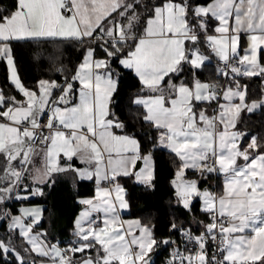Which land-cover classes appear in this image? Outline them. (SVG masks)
I'll list each match as a JSON object with an SVG mask.
<instances>
[{"label":"snow or ice","instance_id":"snow-or-ice-1","mask_svg":"<svg viewBox=\"0 0 264 264\" xmlns=\"http://www.w3.org/2000/svg\"><path fill=\"white\" fill-rule=\"evenodd\" d=\"M202 38L223 63L216 69L222 82L197 78L210 59ZM64 42L83 48L80 62L68 70L56 66L60 56L34 53L62 80L26 86L14 47ZM262 49L264 0H12L0 7V59L23 97L0 89V220L7 227L0 257L7 264H150L154 225L121 219L129 208L121 181L154 188V154L166 150L176 161V202L191 213L198 198L208 217L192 218L198 234L170 221V232L182 239L159 241L172 247L166 264H264V138L237 128L242 112L264 111V87L253 97L238 79L264 78ZM113 65L139 81L130 112L150 130L142 138L110 108L120 80ZM73 157L84 167L69 163ZM188 169L205 180L222 175V192L185 179ZM68 172L74 185L89 180L96 187L92 198L79 200L88 207L74 221L75 239L61 247L42 230L40 207L21 206L16 214L8 201L42 196L44 185ZM14 234L25 244L17 247Z\"/></svg>","mask_w":264,"mask_h":264},{"label":"trees","instance_id":"trees-1","mask_svg":"<svg viewBox=\"0 0 264 264\" xmlns=\"http://www.w3.org/2000/svg\"><path fill=\"white\" fill-rule=\"evenodd\" d=\"M197 3L207 4L211 0H196ZM12 3V0H0V7H7ZM54 53L60 56L56 66H63L71 70L82 59V47H77L75 42H64L55 47L50 43L34 44V43H19L13 49V54L17 63V70L23 83L28 87H33L36 81L41 78H52L60 81L62 77L55 72L53 65L46 59H34L33 54L38 52ZM120 72V80L117 91L113 95V103L111 109L116 115L122 119L127 125V130L136 132L139 137H143L144 131H150L147 126L143 128L134 123L133 117L139 119L135 111L130 112L131 105L130 97L133 93L139 90V81L129 70L123 69L122 66L113 65ZM7 66L4 61H0V88L5 93L11 92L18 99L20 96L16 93L11 83L7 80ZM184 75V74H182ZM185 80L188 76L184 75ZM197 78L205 81H220L222 78L217 75L215 64L204 65L201 70H197ZM241 83L249 86V93L253 97L260 93L262 88L261 77H241ZM238 127L243 130H248V134H258V140L264 138V111H258L253 114L244 113L241 116V121ZM247 137L245 138V140ZM243 141V146L245 143ZM155 161V180L154 188H147L142 184L136 183L134 180L124 178L121 183L127 190L126 199L129 202V213L127 217L138 218L143 223L154 225V235L158 241L156 252L159 248V241L169 236L176 240L178 244L181 242V237L178 233L170 232L169 224L174 218L178 221H183L186 227H190L194 233L198 234L200 225L193 222V217L197 221H208L207 214L200 209V202L196 201L192 204V211L189 213L182 205L176 202L175 190L171 181L175 178V157L166 150H157L154 154ZM74 166H77V161L73 160ZM193 175L195 173H188ZM209 178L213 181V174H209ZM204 183L201 182V185ZM44 194L35 196L27 201H13L12 211L17 214V207L21 204L39 205L42 207L43 216L40 224L43 226V231H47L48 240L52 243L59 241L60 245L67 246L74 240V221L82 205L78 202L80 198L91 197L95 193V183L88 180H77L73 183V173L57 174V179L50 187L44 185ZM221 183L218 181L217 190L220 192ZM11 202V201H8ZM39 227V226H37ZM7 227L6 222L2 221L0 225V238H6ZM17 247L25 244L22 238L15 236ZM170 250V246L161 252H157L152 264H160L162 258ZM35 256V254H32ZM0 264H7L0 257Z\"/></svg>","mask_w":264,"mask_h":264},{"label":"crops","instance_id":"crops-1","mask_svg":"<svg viewBox=\"0 0 264 264\" xmlns=\"http://www.w3.org/2000/svg\"><path fill=\"white\" fill-rule=\"evenodd\" d=\"M213 34H215V33H213ZM218 35V34H217ZM240 36H241V50L244 48V47H246V34L245 33H241L240 34ZM200 45H201V50L202 51H204L205 52V54L206 55H208L209 57H210V59L209 60H207V61H205V64L204 65H207V64H215V69H216V64L219 62V59H218V57H216L215 56V54L214 53H212L211 52V50L210 49H207L206 48V43H205V41L203 40V38L200 40ZM261 52H262V60H264V49H262L261 50ZM0 61H4L3 59H0ZM5 62V64H6V61H4ZM18 71V70H17ZM217 73V72H216ZM18 74H19V72H18ZM20 76V75H19ZM242 78H243V76H241ZM241 77H238V79L239 78H241ZM257 77H260V76H257ZM21 78V77H20ZM262 78V77H261ZM202 81V80H201ZM203 81H205V80H203ZM262 81H264V78H262ZM261 81V85H262V87H264V82H262ZM23 82V81H22ZM205 82H210V81H205ZM12 85V84H11ZM13 86V85H12ZM75 87H79V85L77 84V85H75ZM13 88H14V86H13ZM1 89V88H0ZM114 95V94H113ZM18 99V98H17ZM20 99H23V97H21ZM110 108H111V105H110ZM208 111L209 112H211V108H209L208 109ZM258 112V111H257ZM244 113H246V112H242L241 113V116L244 114ZM248 114V113H247ZM238 124H239V122H238ZM238 124H237V128L238 129H240L239 127H238ZM241 130H243V129H241ZM246 138V137H245ZM245 138L244 139H242L241 140V146L243 147V141L245 140ZM66 158H63L62 157V160H61V162H64V160H65ZM73 160H76L77 161V166L76 167H84V165L83 164H81L78 160H77V158L76 157H73ZM72 160V161H73ZM71 162V161H70ZM69 162V163H70ZM238 163H242V161H238ZM188 173H195V174H193V175H189ZM210 176H209V174H208V178L205 180V179H202V178H200L199 177V173L198 172H196L195 170H192V169H188V170H186V174H185V179H198L199 180V184H200V186L202 187V188H209V189H212L211 191H215V188H214V185H213V181L209 178ZM223 177H221L220 178V183H221V190H220V192H222V187H223ZM89 181V180H88ZM94 182V181H93ZM201 182H203L204 184L203 185H201ZM95 183V182H94ZM123 185V184H122ZM102 186H104L103 185V183H102ZM96 187V186H95ZM219 192V193H220ZM126 193H127V190H126ZM94 195H95V193H94ZM93 195V196H94ZM93 196H91V197H86V198H92ZM35 196H32V197H29V199L28 200H31V199H33ZM86 198H80V199H86ZM79 199V200H80ZM79 200H78V202H79ZM14 201V200H13ZM13 201H11V202H8V204H9V206L10 207H12V202ZM197 201H199L200 202V209H201V201L200 200H197ZM82 205V208H81V210L79 211V213L80 212H82V211H84V210H86L87 209V205H83V204H81ZM21 206H30V205H25V204H21L20 206H18L17 207V211L19 210V208L21 207ZM0 207H2V205H0ZM12 209V208H11ZM42 209V208H41ZM79 213H78V215H79ZM129 213V208L128 209H124V210H121V219L122 220H137L138 218H130V217H127V214ZM17 214H18V212H17ZM77 215V216H78ZM97 214L96 213H93V216H96ZM43 216V215H42ZM76 216V217H77ZM76 219V218H75ZM138 220H140V219H138ZM1 221L2 220H0V225H1ZM41 221H42V219H41ZM40 221V222H41ZM141 221V220H140ZM142 222V221H141ZM143 223V222H142ZM74 239H75V237H74ZM49 241V240H48ZM50 242V241H49ZM50 243H52V242H50ZM61 246V245H60ZM156 251V246H154V249H153V251L151 252V253H149V256L153 253V252H155ZM35 254V253H34ZM77 255H80L79 253L77 254ZM154 262V258L151 260V262H150V264H152Z\"/></svg>","mask_w":264,"mask_h":264},{"label":"built area","instance_id":"built-area-1","mask_svg":"<svg viewBox=\"0 0 264 264\" xmlns=\"http://www.w3.org/2000/svg\"><path fill=\"white\" fill-rule=\"evenodd\" d=\"M223 66V63L221 62V61H219L217 64H216V69H217V66ZM222 78V77H221ZM222 80H223V78H222ZM243 131H246L247 133H248V131L247 130H243ZM208 163L211 165V163H212V161L211 160H209L208 161ZM213 174V185H214V188H215V192H217L218 193V190H217V186H218V181L220 180V178L221 177H223L222 175H220V174H217V173H212ZM61 247H66V246H62L61 245ZM162 248H163V244H159V248H158V250H157V252L159 253V252H161L162 251ZM181 251H183V247H181ZM171 252H172V247H170V250L167 252V254L162 258V260H161V262H160V264H166V262H167V260H168V258H169V256H170V254H171Z\"/></svg>","mask_w":264,"mask_h":264},{"label":"rangeland","instance_id":"rangeland-1","mask_svg":"<svg viewBox=\"0 0 264 264\" xmlns=\"http://www.w3.org/2000/svg\"><path fill=\"white\" fill-rule=\"evenodd\" d=\"M248 131V130H247ZM209 189V188H208ZM209 190H212V189H209ZM214 191V190H213ZM215 192V191H214ZM197 200H199L198 198L197 199H194L193 200V202H192V204L194 203V202H196ZM3 207V206H2ZM26 207H40V208H42L41 206H39V205H30V206H26ZM3 221V220H2ZM2 221H1V223H2Z\"/></svg>","mask_w":264,"mask_h":264},{"label":"water","instance_id":"water-1","mask_svg":"<svg viewBox=\"0 0 264 264\" xmlns=\"http://www.w3.org/2000/svg\"><path fill=\"white\" fill-rule=\"evenodd\" d=\"M61 80H62V79H61ZM167 247H169V246L163 244V250H165ZM156 254H157V252L155 251V252H153V253L150 255V257L153 259V258L156 256ZM152 259H151V260H152Z\"/></svg>","mask_w":264,"mask_h":264}]
</instances>
